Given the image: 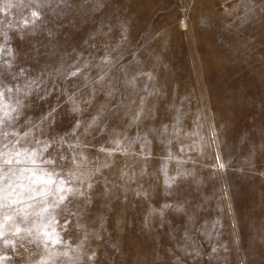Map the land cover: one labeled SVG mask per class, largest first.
Wrapping results in <instances>:
<instances>
[{"label": "rangeland", "instance_id": "1", "mask_svg": "<svg viewBox=\"0 0 264 264\" xmlns=\"http://www.w3.org/2000/svg\"><path fill=\"white\" fill-rule=\"evenodd\" d=\"M0 90V264H264V0H0Z\"/></svg>", "mask_w": 264, "mask_h": 264}, {"label": "snow or ice", "instance_id": "2", "mask_svg": "<svg viewBox=\"0 0 264 264\" xmlns=\"http://www.w3.org/2000/svg\"><path fill=\"white\" fill-rule=\"evenodd\" d=\"M9 7H11V5H8ZM33 16H36L37 13L33 12L32 13ZM76 73H72V75H75ZM9 92H11V89H8ZM3 97V90H0V99H2ZM8 106L6 104H2L0 103V111H2V116H0V127L3 126V122L4 119H11V114L9 111H7ZM77 110V109H74ZM12 111H15V109H12ZM4 147L6 148L7 145L5 144ZM48 147V145H45V149ZM22 154L17 151L13 154H9L8 152H4V151H0V209L8 207L10 204H14L17 203V200H11L9 201V196L12 195L11 192L8 191L9 188H12V184H8V185H3V180L7 178V173L4 172V168L2 165H11L14 162L15 163H23L24 161H22L21 159H19V157ZM35 156V153H32L29 155L28 158V162L31 163H35V160L32 159L31 157ZM46 163H53L52 160H48L46 161ZM22 174V173H21ZM32 175H35V172L32 173ZM42 183L45 184H52L53 180L51 179V176L49 174V179L48 180H42ZM35 183V181H34ZM12 191L14 192L15 189L13 188ZM58 191H66V192H71L72 190L69 189H58ZM41 195H44V193L42 192ZM64 196L60 197V201L62 202L64 200ZM59 240H55L54 243H58Z\"/></svg>", "mask_w": 264, "mask_h": 264}]
</instances>
